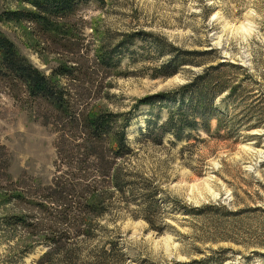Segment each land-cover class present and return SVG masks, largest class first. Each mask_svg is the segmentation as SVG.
I'll return each instance as SVG.
<instances>
[{"label": "rangeland", "instance_id": "374dc122", "mask_svg": "<svg viewBox=\"0 0 264 264\" xmlns=\"http://www.w3.org/2000/svg\"><path fill=\"white\" fill-rule=\"evenodd\" d=\"M18 7L17 0H0V33L50 75L60 56L39 53L31 24L5 19L6 11ZM73 24V41L83 42L91 57L104 45L116 47L114 55L122 58L102 84L101 74L93 75L100 88L93 102L131 117L135 154L123 167L141 186L138 193H157L160 213L151 225L144 218V197L131 201L129 194L114 192L108 211L92 221L94 237L46 256L44 236L5 224L24 205L0 197V264H264V122L258 124L249 111L264 105V0H90ZM194 51L213 55L196 57ZM181 59L187 62L177 66ZM204 59L241 68L235 78L247 88L242 103L225 93L217 104L221 113L245 122L220 135L213 122V134L201 129L183 141L143 137L150 120L161 114L154 132L168 114L136 108L139 100L187 84L211 66L190 61ZM32 107L0 81V158L16 187L50 185L56 173V133ZM1 173L0 189L9 185Z\"/></svg>", "mask_w": 264, "mask_h": 264}, {"label": "trees", "instance_id": "16d2710c", "mask_svg": "<svg viewBox=\"0 0 264 264\" xmlns=\"http://www.w3.org/2000/svg\"><path fill=\"white\" fill-rule=\"evenodd\" d=\"M17 1L19 7L6 11L5 19L31 24L32 33L38 38L39 53L58 54L60 62L47 75L21 54L12 40L0 33V81L9 86L15 98L31 102L38 120L53 127L57 159L52 184L25 188L15 186L16 182L8 173L9 166L0 158L1 175L9 182L0 189V197L24 205L20 213L10 216L5 224L21 228L29 235L44 236L50 248L46 256L52 250L60 253L76 239L94 237L92 221L108 211L116 192L129 194L127 200L131 201L135 195V201L144 197L147 212L144 218L154 225L152 221L161 209L155 200L157 193L151 188L150 195L143 191L140 192L145 194L138 193L141 186L123 167V162L135 154L128 136L131 117L126 113L103 110L93 102L100 90L93 75L101 74L99 84H102L103 77L119 67L122 58L114 55L116 47L104 45H100L91 57L84 51L83 42L73 41V20L80 6L90 0ZM128 40L122 43L126 44ZM49 42L60 49L51 50ZM192 54L205 58L213 55L210 51ZM181 60L177 66L187 62ZM213 62V59H204L189 64L209 66ZM173 68L174 74L177 67ZM238 69L241 68L226 63L211 65L170 93L140 99L136 108L149 106L152 110H166L168 114L167 120L152 132L153 124L156 125L161 116L158 113L148 122V131L142 136L163 142L167 135H172L177 141H183L201 129L213 134V122H216L215 133L218 135L243 124L245 121H237L238 116L221 113L220 104H217L218 98L225 93L236 105L242 103L247 88H244L243 79L238 82L235 78ZM245 79L251 80L250 75ZM252 110L254 120L258 124L264 122V105H255L249 111Z\"/></svg>", "mask_w": 264, "mask_h": 264}]
</instances>
